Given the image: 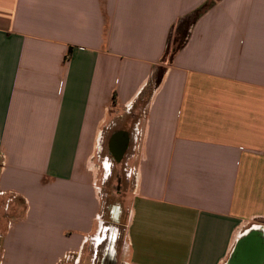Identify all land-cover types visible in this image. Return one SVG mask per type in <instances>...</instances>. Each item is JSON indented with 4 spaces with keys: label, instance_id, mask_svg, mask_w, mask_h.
I'll list each match as a JSON object with an SVG mask.
<instances>
[{
    "label": "crops",
    "instance_id": "1",
    "mask_svg": "<svg viewBox=\"0 0 264 264\" xmlns=\"http://www.w3.org/2000/svg\"><path fill=\"white\" fill-rule=\"evenodd\" d=\"M113 128L124 264H226L264 229V0H0V198L24 210L1 209L0 264L111 260L92 161Z\"/></svg>",
    "mask_w": 264,
    "mask_h": 264
},
{
    "label": "rangeland",
    "instance_id": "2",
    "mask_svg": "<svg viewBox=\"0 0 264 264\" xmlns=\"http://www.w3.org/2000/svg\"><path fill=\"white\" fill-rule=\"evenodd\" d=\"M179 31V30H178ZM178 31L175 30L172 37L171 47L175 45V39L178 37ZM103 149L101 150L99 146V151L92 161L97 167H100V188H101V199H102V211L101 219L104 223V238L107 236L114 239L112 252L110 256V261L107 264H124V255H123V245L125 238V222L127 217V210L125 209V201H127V192L130 190L131 181H132V169L133 167L128 163L129 150L126 153V156L122 163H117L114 165L113 157L110 155V151H107L106 145L103 144ZM103 151V152H102ZM108 166L110 169L107 171L108 175L106 176L105 167ZM132 167V168H131ZM113 168V169H112ZM111 171V172H110ZM114 171V174H112ZM105 176V178H104ZM103 179H105V184H103ZM121 179L122 182L118 183V180ZM10 205V209L6 210L7 206ZM18 202L15 203V206H11V203L8 202L7 198H0V214H2L1 209L5 210L3 214H13L14 211L24 213L23 208H20L18 211ZM4 207V208H3ZM7 218H4L0 222V232L4 230V227L7 226ZM106 239V240H107ZM1 240V239H0ZM106 243V242H105ZM102 247L100 246V251L98 257L95 261V264H104L106 258H104V251L102 252ZM105 250V248L103 249ZM87 256H85L86 258Z\"/></svg>",
    "mask_w": 264,
    "mask_h": 264
},
{
    "label": "water",
    "instance_id": "3",
    "mask_svg": "<svg viewBox=\"0 0 264 264\" xmlns=\"http://www.w3.org/2000/svg\"><path fill=\"white\" fill-rule=\"evenodd\" d=\"M129 147V136L123 144V153ZM226 264H264V229L253 227L243 236Z\"/></svg>",
    "mask_w": 264,
    "mask_h": 264
},
{
    "label": "trees",
    "instance_id": "4",
    "mask_svg": "<svg viewBox=\"0 0 264 264\" xmlns=\"http://www.w3.org/2000/svg\"><path fill=\"white\" fill-rule=\"evenodd\" d=\"M214 3H215L214 1L204 3L203 5L195 9L191 14H189L179 23V25L175 28L177 31L179 30L178 37L175 39V42H174L175 45L171 47V43H172L171 41H172V37L174 33L173 31V33L171 34V37L169 38V43H168L165 57H168L171 59L174 53L185 44L188 36L190 35L191 27L196 23L199 17L203 13H205Z\"/></svg>",
    "mask_w": 264,
    "mask_h": 264
},
{
    "label": "flooded vegetation",
    "instance_id": "5",
    "mask_svg": "<svg viewBox=\"0 0 264 264\" xmlns=\"http://www.w3.org/2000/svg\"><path fill=\"white\" fill-rule=\"evenodd\" d=\"M120 131L121 129L119 128H113L111 131H109L107 138L104 140V144L106 145L107 151H110V155L113 157L114 165L117 163L118 164L122 163L127 153V150L124 153L122 150L124 143H123L122 134H120L121 133ZM104 149L102 147V150ZM112 174H114V171H112ZM121 182L122 180L119 179L118 183H121Z\"/></svg>",
    "mask_w": 264,
    "mask_h": 264
}]
</instances>
